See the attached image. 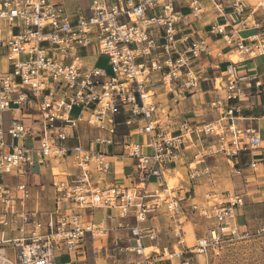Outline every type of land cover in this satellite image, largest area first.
Returning <instances> with one entry per match:
<instances>
[{
  "label": "built area",
  "instance_id": "2783aa9c",
  "mask_svg": "<svg viewBox=\"0 0 264 264\" xmlns=\"http://www.w3.org/2000/svg\"><path fill=\"white\" fill-rule=\"evenodd\" d=\"M206 2L220 13L225 6L237 15L246 10L244 0H111L108 4L92 0L90 14H80L71 21L60 2L0 0V55L4 58L0 66V264H56L55 258L60 254L84 256L85 238L105 235L107 230L82 221L75 209H113L122 218L132 213L136 224L130 231L135 245H128L125 250L141 258L131 264H157L154 254L163 258L165 264H200L197 257L217 256L226 245L251 236L237 224L238 210L244 205L241 193L206 192L203 202L196 203L189 189L169 187L166 180L165 173L171 164L182 159L183 143L191 140L192 134L216 135V148L194 155L187 175L189 182L201 175L196 163L206 154L222 151L235 157L239 151L260 145L255 129L237 128L231 120L239 106H225L222 100L215 99L211 106L221 110V121L230 119L229 123L192 126L183 121L173 134L171 123L164 120L168 114L154 99L151 73L160 75L168 91L185 94L198 90L200 75L190 65L209 51L206 41L199 36L177 37V24L187 18L177 6H187L192 15L200 18L207 10ZM149 11L152 13L148 14ZM256 13H260L258 19L241 17L240 24L259 33L252 35L249 42L238 38L235 47L240 55L264 58V0L249 8L250 16ZM153 26L162 29L160 45L149 34ZM209 29L220 34L227 44L233 41L222 25L212 23ZM177 43L184 47L177 51ZM157 48L162 57L147 60ZM79 49L96 50L98 55L107 56L111 74L96 64L86 65ZM224 77L223 81L213 79V89L223 90V98L228 102L245 100L247 94L243 89L260 85L255 75L238 73L233 62L225 68ZM24 106L35 110L36 125L13 117L4 130L3 114L9 110L21 112ZM73 109L78 113L72 115ZM121 110L137 117L135 133L142 137L140 142L128 143L138 182L131 186L100 187L91 182L90 166L100 173L108 172L107 155L79 142L73 146L64 144L76 137L74 132L80 126L96 131L88 136L89 144H113L116 115ZM124 123L128 125L130 120ZM5 134L10 138L8 143L4 141ZM27 140L36 141L37 145L27 146ZM144 146L149 149L146 153ZM66 156L71 157L77 174L68 179L52 173L53 206L42 219L37 211L25 208L30 194L27 185L19 182L10 186L4 178L19 177L26 167ZM184 201H190V209L208 222L204 233L189 246L178 220ZM66 204L74 208L66 210ZM163 207L174 219L176 248L145 253L142 238L155 241L158 231L154 227L141 229L139 223ZM5 232L16 235L5 238ZM93 251L97 253V249Z\"/></svg>",
  "mask_w": 264,
  "mask_h": 264
},
{
  "label": "crops",
  "instance_id": "0c3cea01",
  "mask_svg": "<svg viewBox=\"0 0 264 264\" xmlns=\"http://www.w3.org/2000/svg\"><path fill=\"white\" fill-rule=\"evenodd\" d=\"M53 2H60L64 8L65 14L69 17L71 21H74L78 15L88 16L90 14L89 6L92 0H52ZM107 4L111 0H104ZM245 2V13L243 15L235 14L232 9L225 6L222 12H218L214 5L210 2H206V11L200 18H196L189 11L187 6H177V9L187 15V18L177 24L178 34H191L194 36H199L206 41L207 50L209 54L203 53L197 61H193L190 65L191 69L195 70L197 74L200 75L199 87L196 92L180 94L176 90L168 91L161 83L160 75L158 73H151V89L154 91V99L159 107H162L168 114L165 118L166 122H170L171 130L173 134L178 131L179 124L183 121L189 122L192 126H198L207 123H217L219 125H224L230 122V119L221 121V110L213 108L210 104L211 101L215 99H220L227 106H239L238 110H235L232 114L231 120L237 128L255 129L260 137V145L256 149H251L248 151H239L235 157H228L225 152L219 151L213 154H206L203 159L198 160L196 163L197 169L201 171V175L189 182L188 173L190 171V165L193 164L194 155L200 150L207 148H216L215 137L211 136H196L192 134L190 136L191 140L184 141V151L182 159L178 162L171 164L170 169L165 173L166 180L167 176L176 178L177 183L175 184L176 189L180 188L182 191L189 189L193 195V201L196 203L203 202V195L206 192H218L215 189H207L202 193V200H195L196 188L202 180L210 181L213 178V174L217 172L216 168L219 167V160L222 158L225 161L227 168L234 172L235 175L231 173L233 178L244 179L245 187L257 188L258 184L249 183V175L252 176L254 181H260L264 187V58L262 56H248L239 55L236 51V41L241 38L245 42H249L252 35L259 33L254 28L244 27L241 22V17L248 19L260 17V13L254 15L249 14V8L255 6L258 0H244ZM152 12L149 11L148 14ZM212 23L222 25L224 27V32L228 35H232V42L227 44L220 34H213L210 32V25ZM14 30V29H13ZM236 30V31H235ZM14 32V31H13ZM5 33V31H3ZM149 34L154 37L158 45L163 43L162 29L160 27H151L149 29ZM184 47L183 44L177 43V51ZM84 50V49H83ZM80 54V49L78 50ZM87 53L94 52V50H86ZM97 53V52H96ZM174 55V52L172 53ZM237 54V55H236ZM237 56L236 61L231 60V56ZM162 54L160 50L154 49L150 56L146 57L147 60L161 58ZM142 59V58H141ZM140 58L138 60H141ZM0 61L3 63L4 58L0 55ZM236 67L238 73L240 74H253L257 77L260 82L259 86L252 85L250 88H244L243 90L247 94V98L242 101L230 100L225 101L223 98V90L216 91L213 89V79L217 78L221 81L224 80V70L232 63ZM185 69V68H184ZM225 83V82H223ZM242 86V84H241ZM8 112V111H7ZM13 117L21 119L24 123L28 125L35 126L33 122L37 118L36 112L30 106H24V109L20 111L12 110ZM160 115V114H159ZM125 120H130V124L125 125ZM10 121V120H9ZM116 121L118 122L116 127V134L114 135V143L111 145L101 146L98 144H89L88 136L96 131L92 127L80 126L75 130L76 137L70 138L66 141L67 146H73L76 142H79L83 147L89 149H95L103 152L107 155L110 161V168L106 173H100L96 171L93 166H90V179L92 183L97 184L100 187H106L109 185L117 184L124 186H131L138 182L137 170L135 168L134 160L128 155V143L129 142H140L142 137L135 133V128L138 125L137 117L132 115L128 110H121L119 114L116 115ZM136 138H138L136 140ZM30 144H25L27 146H36L37 142L32 140H27ZM25 142V143H26ZM147 147H143V152H148ZM77 169L75 168L70 156L55 159L49 158L43 165H38L35 163L32 166L25 168L24 176L30 180L36 181L37 179L40 189L43 190L45 187V182L50 180L53 181L54 177L52 173H59L66 176L68 179H73L77 174ZM255 171L262 173L253 174ZM178 172V173H177ZM49 174V177L46 176ZM238 174V175H236ZM257 178V180H256ZM252 179V180H253ZM51 181V182H52ZM168 182V181H167ZM23 183V182H22ZM30 192V197L25 202V208L28 211H37L40 216V210L35 207L29 206V200L31 199V186L30 182H24ZM34 183V182H33ZM34 185V184H32ZM152 188V184L149 185ZM53 189V187H52ZM259 190V189H256ZM226 191V190H224ZM219 191V192H224ZM236 191V190H233ZM260 191V190H259ZM218 192V193H219ZM243 195L245 193L242 191H236ZM54 190L52 191V196L50 202L53 206ZM51 206V208H52ZM66 210L68 207H73L72 204L64 205ZM190 209V201H184L182 203L181 214L178 215V220L181 222V230L183 236L186 240V232L184 227L186 226V220L188 218L187 208ZM41 208V206H40ZM51 210V209H50ZM49 210V211H50ZM191 210V209H190ZM75 213H78L82 221L92 222L101 228L106 229H131L132 226L136 224L134 215L129 213L125 218L118 215L116 210L107 208H85V209H75ZM192 211V210H191ZM243 207L238 210L237 224L241 230H247L243 223ZM44 217V216H40ZM242 219L239 223L238 220ZM149 222V224L141 226V223ZM174 224V219L170 217L166 207L148 215L145 221L139 223L141 229L154 227L158 231V238L155 241H150L148 238H142V246H156L158 252L161 253L163 249L171 250L173 247L176 248L175 241L173 237L172 228ZM206 229V228H205ZM13 233L12 236L16 235ZM7 234H10L7 232ZM166 234L169 236V241L167 245L161 242L162 235ZM201 236V235H199ZM196 236L191 244L194 243ZM89 237V236H88ZM103 237V235H102ZM94 239V238H91ZM102 241V238H101ZM129 246L135 245V240L132 235L128 238ZM187 244V242H186ZM191 244H187L188 246ZM95 248V247H93ZM92 248V250H93ZM130 252V251H128ZM131 253L133 261L140 260V256ZM68 255L69 260L78 257L77 254H60L57 257ZM157 264H165L166 261L163 258L157 257L154 254ZM66 260L59 264H69L70 261ZM128 263V264H131ZM57 264V263H56ZM176 264V261L174 262Z\"/></svg>",
  "mask_w": 264,
  "mask_h": 264
},
{
  "label": "rangeland",
  "instance_id": "374dc122",
  "mask_svg": "<svg viewBox=\"0 0 264 264\" xmlns=\"http://www.w3.org/2000/svg\"><path fill=\"white\" fill-rule=\"evenodd\" d=\"M14 32L17 28H14ZM80 55L84 57L86 65L96 64L98 67L104 68L108 75L111 74L110 66L108 64V57L105 55H98L96 50L90 54L86 50L80 49ZM237 55V54H236ZM240 55V54H239ZM237 59V56H235ZM2 62L0 61V66ZM78 113L77 109H73L71 114L75 115ZM13 116L12 110L5 112L3 114V127L6 130L9 120ZM138 138H136L137 140ZM4 141L6 143L10 142V138L7 134L4 136ZM30 144V142H26ZM220 165L216 168L217 172L213 174L212 180H202L196 188L195 200H202V193L209 189H215L216 191L224 190H236L242 191L244 195V205H243V223L245 228L250 232L251 236L246 239L238 240L231 244L226 245L217 256H212L208 254L207 258L202 256L197 257L200 264H264V187L260 181H254L251 175H249V183L258 184L255 188H246L244 179L233 178L234 172H231L225 161L221 158L219 160ZM262 173L255 171L253 174ZM232 173V175H231ZM238 175V174H236ZM49 177V174L46 173ZM169 176H167V181ZM253 179V180H252ZM36 181L30 180L24 176H5L4 181L10 186H14L19 182H30L31 189V199L29 200V206L35 207L37 205L38 209L41 211L40 216L42 219L45 218V214L51 209L52 202H50L52 196V180L50 177L48 181L45 182V187L43 190L40 189L37 179ZM257 180V178H256ZM177 183V180L175 184ZM34 184V185H32ZM30 197V194H29ZM41 206V208H40ZM188 218L186 220V226L184 230L186 232V242L191 244L196 236L202 235L205 228L208 226V222L200 218L195 212L191 211L189 207L187 208ZM239 223L242 219L239 218ZM149 222L141 223V226L147 225ZM105 228V227H104ZM106 229V228H105ZM107 233L105 235L95 236L94 239L90 237L85 238L84 243V256L80 253L78 257L69 260L68 255H63L55 258L57 264L69 260V264H128L133 258L131 253L125 250V247L129 245L128 238L131 236L130 229H106ZM2 231V229H0ZM13 233L7 234L5 232L4 237L12 236ZM102 238V241H101ZM169 236L166 234L162 235L161 242L164 245L168 244ZM97 249V253H94L92 248ZM10 251V250H8Z\"/></svg>",
  "mask_w": 264,
  "mask_h": 264
},
{
  "label": "bare ground",
  "instance_id": "6f19581e",
  "mask_svg": "<svg viewBox=\"0 0 264 264\" xmlns=\"http://www.w3.org/2000/svg\"><path fill=\"white\" fill-rule=\"evenodd\" d=\"M237 59H238V57H237ZM231 60L236 61V57H235V55L231 56ZM177 173H178V172H177ZM175 182H176V178L170 177V178L168 179V186H169V187H173V186H175ZM152 250L158 251V248H157L156 246H148V247H145L143 251H144L145 253H149V252L152 251Z\"/></svg>",
  "mask_w": 264,
  "mask_h": 264
}]
</instances>
